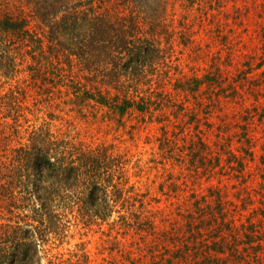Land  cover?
I'll return each instance as SVG.
<instances>
[{
    "label": "rangeland",
    "instance_id": "1",
    "mask_svg": "<svg viewBox=\"0 0 264 264\" xmlns=\"http://www.w3.org/2000/svg\"><path fill=\"white\" fill-rule=\"evenodd\" d=\"M108 9L118 20H157L137 35L157 49L137 76L109 80L103 68L75 66L69 82L37 87L29 73L44 57L41 42L19 35L7 38L8 51L0 45V173L17 168L21 147L41 144V132L98 147L110 166V210L97 205L87 219L76 184L64 188L73 195L66 205L36 215L50 226L30 233L36 264H206L209 253L223 264H264V0H124ZM84 87L135 102L123 111L78 102ZM11 204L0 205V225L18 218L34 230L32 207ZM220 237L229 243L215 244Z\"/></svg>",
    "mask_w": 264,
    "mask_h": 264
},
{
    "label": "trees",
    "instance_id": "2",
    "mask_svg": "<svg viewBox=\"0 0 264 264\" xmlns=\"http://www.w3.org/2000/svg\"><path fill=\"white\" fill-rule=\"evenodd\" d=\"M17 1L20 6L16 5L13 9L0 3V45L2 53L8 51L7 38L13 39L19 35L24 38L26 45L32 47L36 46L35 41L41 42L38 50L44 57L41 58L39 66L30 65L32 70L29 73L31 82L37 87L41 85L39 82L45 81H49L51 86L69 82L72 73H75V66L81 71L86 70L88 74L103 68L107 70L109 80L117 81L120 76H137L153 64L157 51L155 43L150 44L149 48H144L136 38L139 39V33L147 34V23L152 22L156 27L157 20L152 17V20L146 22L139 21L138 16L132 13L123 18L126 23L123 19H116L118 13L108 9V5L115 2L117 5L123 4L124 0ZM24 5L28 7L27 10ZM31 19L36 24L35 28H31ZM124 54L128 55L127 64H120L119 67ZM103 59L107 62L106 66L100 62ZM110 62L113 65L111 63L108 68ZM120 68L124 73L119 72ZM104 77L103 75L102 78ZM78 83L81 84L80 81ZM73 98L78 99V102L95 100L115 106L120 111L135 102L125 97L124 93L115 91L111 96L109 90L105 91L99 87H96V91L84 87V90H80ZM0 132H3L2 128ZM36 139H41V144H34L32 148L27 149L25 146L21 147L23 155L17 160V168H14L13 164H6V171L0 173V205H16L17 202L23 206L29 205L33 212L29 216L30 219L37 220L36 228L32 231V223L21 226L18 218H11L0 225V264H36L38 248L32 233H35L36 229L50 227L45 224L41 228V222L36 215L40 217L44 213H52L61 202L66 205L73 195L64 188H73L76 184L80 186L79 195L82 203L84 202V208L80 210L87 219H93V215L98 214L94 212L97 205L101 206L103 211L111 208L110 203L106 201L108 189L103 176L109 173L110 166L98 147H77L71 140H58L42 132ZM78 178L79 183H76ZM91 184H94L95 191L90 193L88 198H84ZM54 198L58 203H53ZM227 242L220 237L215 244L219 243L224 247ZM232 249L234 255L238 250L237 246ZM201 262L223 264V259L209 253Z\"/></svg>",
    "mask_w": 264,
    "mask_h": 264
}]
</instances>
